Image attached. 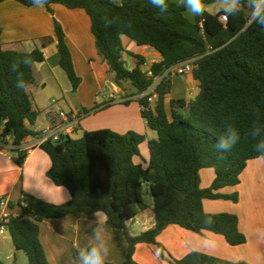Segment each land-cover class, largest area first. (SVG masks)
<instances>
[{
  "label": "trees",
  "instance_id": "obj_1",
  "mask_svg": "<svg viewBox=\"0 0 264 264\" xmlns=\"http://www.w3.org/2000/svg\"><path fill=\"white\" fill-rule=\"evenodd\" d=\"M13 1L33 7L30 0ZM55 4L87 13L96 49L113 73L116 87L122 89L128 84L134 90L126 95L129 99L123 103L129 105L130 98H136L143 119L157 138L148 140L146 135L133 131L119 134L104 129L85 131L79 139L62 136L60 142L43 144L40 148L51 161L48 178L55 186L65 188L71 199L64 204L49 203L30 195L20 199L17 204L22 213L8 224L15 249L26 253L29 264H49L40 240V224L68 215H93L99 209L108 217L106 225L121 229L126 238L124 264L134 263L139 244L157 246L159 258L168 264H231L200 252L175 259L157 239L169 226H179L198 234L208 231L221 235L231 246L246 243L238 217L228 213L207 214L204 201H237V196L220 191L240 183L249 161L264 160L245 138L229 153H224L223 158L215 147L225 121H234L243 130L254 118V111L264 120V27L255 24L246 27V8L240 16L228 17L224 24L220 13H206L191 21L184 9L170 0L168 11L163 14L149 0H48L45 7L52 12ZM103 15L117 17L124 23L120 27L105 28L100 20ZM129 23L131 27L125 26ZM2 31L0 22V141L12 140V152L21 166L27 158V152L22 149L25 140L40 136L33 131L40 113L34 108L27 88L35 80L34 66L44 63L46 57L44 46L32 52L4 50ZM123 37L161 55V62L151 66L153 77L146 75V62L140 56H135L137 64L133 69L126 66ZM55 38L59 65L72 91L77 92L82 79L75 70L66 34L56 20ZM26 56L30 63H19L13 72L11 65ZM188 60H195L198 65L193 72L199 83L197 97L172 100L167 108L172 77L164 76L156 88L158 99L152 105L147 93L156 79L166 69ZM18 77L26 83L22 91L15 87ZM112 104H105L103 109ZM145 142L149 161L143 158L140 149ZM204 169L215 172L212 185L205 189L201 187ZM147 193L153 198L152 208L145 201ZM15 206L11 202V208ZM149 209L154 215V226L138 236L131 235L128 225ZM76 255L77 252L75 258Z\"/></svg>",
  "mask_w": 264,
  "mask_h": 264
},
{
  "label": "crops",
  "instance_id": "obj_2",
  "mask_svg": "<svg viewBox=\"0 0 264 264\" xmlns=\"http://www.w3.org/2000/svg\"><path fill=\"white\" fill-rule=\"evenodd\" d=\"M117 1L121 2L122 0ZM170 1L175 2V0ZM212 5L215 3H207V13L217 15L219 13L217 9L214 13L211 11ZM55 20L62 26L66 34V42L72 53L75 70L82 79L77 92L72 93L71 83L59 65ZM0 22L3 30L2 45L4 50L32 52L36 48L44 46L46 61L34 66L35 80L27 88L32 97L34 108L40 113L35 126H33L35 133L41 134L44 130L60 123V118L51 103V101L54 102L55 96L62 94L64 98L65 95L71 93L74 98L70 97L72 105L69 106H73L77 111L87 109L94 103L85 104L80 93L86 91L97 94L105 89L108 78H114L109 66L98 54L90 17L82 9L72 10L55 4L52 6V12H49L46 7H26L16 1L7 0L0 3ZM122 40L126 50L124 61L129 69H133L137 64L135 56L142 57L147 67L161 62V55L154 49L140 47L128 37H123ZM87 80H89V84L86 85ZM119 90L117 87L110 90L112 100L116 98V91ZM193 92L196 94L199 92V83L193 76L172 77V90L166 98L167 108L170 107L172 100H190V94ZM141 111L142 108L138 103H131L129 106L114 105L105 111L103 114L105 119L101 118L98 127L91 126L86 129L82 124L83 130L92 131L102 127L119 134L133 131L146 135L148 140L156 139V133L148 128ZM79 120H81L80 117ZM79 120H72L76 127V133L83 132V130L78 131ZM81 137H74V139ZM35 139L36 137L27 138L23 146L31 145ZM11 142L10 138L0 141V198H7L13 203L18 202L25 195L34 196L49 203H52L50 200L57 202L53 204H64L70 201V193L65 188H62L61 193L60 188L55 186L47 176L51 167L48 155L41 148H35L27 153L26 160L19 166L15 154L10 150ZM140 149L143 158L149 161L148 143L142 144ZM136 161L139 162V159ZM214 179L213 169L201 171L202 188H209ZM220 193L237 196V201L205 200V212L211 215L221 213L236 215L239 219V229L246 236V243L240 246H231L223 236L212 232L204 231L198 234L179 226H169L157 240L175 259H182L191 252H200L231 262L234 258H239L241 254L249 257L256 254L258 248L249 238V233L254 227L264 225V160L258 158L249 161L240 176V183L235 187H226ZM61 195L70 196V198H66L64 203H59ZM149 206L152 208L153 205ZM94 220L93 215L80 213L43 221L40 224V240L49 264H73L75 253L90 239L94 227L90 223ZM153 226L152 209L139 214L136 220L128 225L133 236H138ZM105 227L111 245L108 262L124 264L128 244L122 230L107 225ZM9 237L13 245L12 238L10 235ZM133 264L168 263L159 258L157 246L139 244Z\"/></svg>",
  "mask_w": 264,
  "mask_h": 264
},
{
  "label": "clouds",
  "instance_id": "obj_3",
  "mask_svg": "<svg viewBox=\"0 0 264 264\" xmlns=\"http://www.w3.org/2000/svg\"><path fill=\"white\" fill-rule=\"evenodd\" d=\"M30 3L35 8H44L48 4V0H30ZM149 3L163 14L168 11L169 0H149ZM178 7L184 9L186 14L192 18L202 17L207 13L206 0H175ZM217 11L227 17H238L243 9H248L247 23L255 24L264 27V0H214ZM101 23L105 28L120 27L124 22L119 18L111 15H103L100 18ZM121 23H117V21ZM125 26L131 27L130 23ZM19 63L28 65L29 58L26 56L20 62H14L11 65V70L15 72ZM15 87L18 90H24L26 83L22 78H17ZM254 118L249 123L248 127L241 130L234 121L227 120L223 124L222 131L216 138L215 147L217 152L221 153L223 158L224 153H229L245 138L251 142L252 149L259 156H264V120L260 119L253 113ZM62 193L63 189L60 187ZM66 198L61 195L59 203H64ZM52 203H57L51 201ZM95 220L90 223L94 225L87 244L78 249L74 264H108L111 253V245L107 236L106 224L108 217L103 210H96L93 213ZM211 223V221H206ZM249 238L257 245L258 251L254 256L239 255V258H234L231 264H264V225L254 227Z\"/></svg>",
  "mask_w": 264,
  "mask_h": 264
},
{
  "label": "rangeland",
  "instance_id": "obj_4",
  "mask_svg": "<svg viewBox=\"0 0 264 264\" xmlns=\"http://www.w3.org/2000/svg\"><path fill=\"white\" fill-rule=\"evenodd\" d=\"M215 9H216V5H212L211 11L213 13H214ZM185 15L191 21H195V19H196V18L194 19L192 17H189L186 13H185ZM85 84L86 85L89 84V80H87ZM113 87H116L115 82H114V78L110 77V78H108V82L106 84L105 89L101 90L99 93H97V94L95 92L88 93L86 91L81 92L80 96L83 99V102L85 104L89 103V102L94 103L92 105V107L87 108V109L85 108V109L77 111L75 108H73V106H69V105H72L71 104L72 103L71 98H74L73 97L74 95L73 94L71 95V93L68 95H65L64 98H63L62 94H60V96H62V97L58 98V99H57V97H60V96L59 95L55 96V98H53L54 102L51 101L52 107L55 108V106L57 104L65 112L69 113L71 116L76 115V116L80 117L81 120H79L80 124L78 125V131H82L84 129V126H82V124L85 125L86 129H88L91 126H95V127L97 126L98 127L101 123V120H102L101 118L105 119V117H104L105 115H103V114L105 113V111L110 109V107H112L114 105L129 106L131 103H138L139 104V102H137L136 98H133V99L130 98L131 102L129 103V105H126L123 103L124 99H129L126 97V95L132 94L134 92V90L128 84H125L121 90H119L120 88H118L119 91H116V98L113 97L114 100H112V98L110 96V92H111L110 90H112ZM47 92H49V91H47ZM72 93H73V91H72ZM111 102H113V104L110 107L103 109V106L105 104H108ZM101 115H102V117H99ZM104 129H106V128L100 127V128H95L92 131H99V130H104ZM84 132H85V130H83V132L75 133L74 137L83 136ZM145 201L147 204L153 205V198L148 193L145 195ZM17 203L18 202H15V204H16L15 208H12V210H10V211H11V213H13L15 215H21V213H22L21 208L18 206ZM0 260L3 264H29V260H28L26 253L23 251H17L13 247L9 235L0 239Z\"/></svg>",
  "mask_w": 264,
  "mask_h": 264
},
{
  "label": "built area",
  "instance_id": "obj_5",
  "mask_svg": "<svg viewBox=\"0 0 264 264\" xmlns=\"http://www.w3.org/2000/svg\"><path fill=\"white\" fill-rule=\"evenodd\" d=\"M221 21L226 24L228 22V17L222 15ZM198 68L195 60H188L179 63L176 66L170 67L166 69L163 76H160L156 79L154 86L150 89L147 93L149 95V102L154 105L158 99V95L156 93V88L160 81L163 79L164 76H193L194 70ZM144 71L146 75L151 78L154 76L151 66L144 67ZM198 94L195 92L190 94V100H194ZM54 111L60 118V123L56 124L54 127L44 130L39 137H36L35 142L27 147H22L24 151L29 153L35 148H40L43 144L53 141V142H60L62 136H70L74 138L76 133V127L72 123L74 119L77 121L79 117L76 115L71 116L69 113L65 112L59 105L56 104L55 108L53 107ZM14 147L11 144L10 150L13 151ZM11 202L6 198H0V237H4L9 234L8 232V224L12 218H17L20 215H15L11 213Z\"/></svg>",
  "mask_w": 264,
  "mask_h": 264
},
{
  "label": "water",
  "instance_id": "obj_6",
  "mask_svg": "<svg viewBox=\"0 0 264 264\" xmlns=\"http://www.w3.org/2000/svg\"><path fill=\"white\" fill-rule=\"evenodd\" d=\"M249 26V24H247V26L246 27H248Z\"/></svg>",
  "mask_w": 264,
  "mask_h": 264
}]
</instances>
